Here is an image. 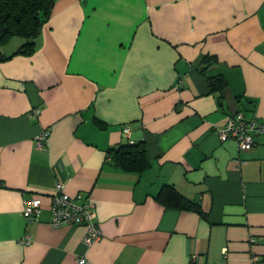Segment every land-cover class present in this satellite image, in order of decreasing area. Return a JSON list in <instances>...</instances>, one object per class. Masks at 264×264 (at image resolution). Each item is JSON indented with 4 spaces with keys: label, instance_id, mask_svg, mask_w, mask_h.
<instances>
[{
    "label": "crops",
    "instance_id": "1",
    "mask_svg": "<svg viewBox=\"0 0 264 264\" xmlns=\"http://www.w3.org/2000/svg\"><path fill=\"white\" fill-rule=\"evenodd\" d=\"M237 112L264 122V0H56L34 53L0 61V264H264V133L217 134ZM124 125L142 173L106 158ZM57 181L89 197L99 240L51 227ZM164 185L201 213L162 205Z\"/></svg>",
    "mask_w": 264,
    "mask_h": 264
},
{
    "label": "trees",
    "instance_id": "2",
    "mask_svg": "<svg viewBox=\"0 0 264 264\" xmlns=\"http://www.w3.org/2000/svg\"><path fill=\"white\" fill-rule=\"evenodd\" d=\"M56 0H0V46L7 45L14 38H22V44L11 55L0 53V61L15 55H32L35 40L41 33L43 25L49 20ZM210 92L223 97L226 89L221 76L209 77ZM106 158L115 167L125 171L142 173L149 168V158L143 142L127 141L113 146L107 151ZM156 199L165 207L184 210H196L201 213L194 200L185 198L171 185H164Z\"/></svg>",
    "mask_w": 264,
    "mask_h": 264
},
{
    "label": "built area",
    "instance_id": "3",
    "mask_svg": "<svg viewBox=\"0 0 264 264\" xmlns=\"http://www.w3.org/2000/svg\"><path fill=\"white\" fill-rule=\"evenodd\" d=\"M39 109H35L33 114H38ZM123 137L129 143H133L130 139L131 130L128 125L122 128ZM264 133V122L255 119H247L243 112H237L228 117L224 126L217 128L219 139L224 142L233 140L237 143L240 150L250 149L255 142V135ZM48 132L44 131L38 137V146L42 147L43 142L47 138ZM64 183L57 181L54 186V193L51 196L50 211L51 227L58 228L61 226H77L85 227L83 241L89 245L101 238L102 232L96 220V212L94 206L88 196L77 194L70 196L63 191ZM41 213V201L38 198L26 199L23 203L22 215L28 221L35 220ZM30 235L26 234L20 242L29 244ZM252 242L254 239L251 240ZM225 249L223 253L225 254ZM257 259V257H253ZM85 258L78 260L79 264H85Z\"/></svg>",
    "mask_w": 264,
    "mask_h": 264
},
{
    "label": "rangeland",
    "instance_id": "4",
    "mask_svg": "<svg viewBox=\"0 0 264 264\" xmlns=\"http://www.w3.org/2000/svg\"><path fill=\"white\" fill-rule=\"evenodd\" d=\"M22 40V38H14V40H12V41H21ZM11 43H13V42H11Z\"/></svg>",
    "mask_w": 264,
    "mask_h": 264
}]
</instances>
